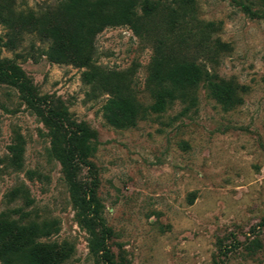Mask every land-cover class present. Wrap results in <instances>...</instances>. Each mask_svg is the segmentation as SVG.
<instances>
[{
    "label": "rangeland",
    "instance_id": "obj_1",
    "mask_svg": "<svg viewBox=\"0 0 264 264\" xmlns=\"http://www.w3.org/2000/svg\"><path fill=\"white\" fill-rule=\"evenodd\" d=\"M8 1L24 13L55 3ZM195 1L201 27L213 29L194 56L233 82L243 101L228 111L200 87L192 104L147 109L135 125L115 128L102 116L108 95L84 82L87 69L50 61L47 45L32 34L2 49V59L21 69L35 94L64 105L71 120L85 122L97 137L94 154L86 150L91 167L82 166L78 179L89 186L96 178L99 215L111 233L105 250L91 255L49 151L48 128L19 83L0 81V218L54 222L58 232L48 241L69 252L61 264H264V8L259 0ZM7 34L0 23L4 42ZM95 49V67L128 73L137 102L154 104L146 89L151 42L122 26L101 32ZM16 143L23 147L20 168L8 151Z\"/></svg>",
    "mask_w": 264,
    "mask_h": 264
},
{
    "label": "trees",
    "instance_id": "obj_2",
    "mask_svg": "<svg viewBox=\"0 0 264 264\" xmlns=\"http://www.w3.org/2000/svg\"><path fill=\"white\" fill-rule=\"evenodd\" d=\"M259 1L264 8V0ZM242 8L254 15L247 6ZM0 23L8 31L7 41L0 35V81L9 78L19 83L29 97V107L48 128L49 151L61 166L70 200L89 235L91 255L105 250V239L111 233L99 215L96 178L89 186L78 179L82 166L91 167L86 150L90 155L96 151V134L85 122L71 120L64 105L35 94L21 69L2 59V49L12 50L21 36L32 34L47 45L44 55L50 61L87 69L84 82L108 95L102 116L115 128L135 125L147 109L161 111L177 100L192 104L200 87L225 111L243 102L233 82L209 72L194 56L207 47L213 29L212 23L201 27L195 0H55L43 11L27 13L16 12L12 3L1 0ZM122 26L153 44L146 80V89L154 100L152 106L137 102L128 73L106 72L94 66L96 37L107 28ZM195 27L199 31L192 32ZM8 151L11 164L20 168L22 145L11 144ZM33 175L29 172L30 177ZM55 225L21 224L0 218V264H61L69 252L48 241L58 232Z\"/></svg>",
    "mask_w": 264,
    "mask_h": 264
}]
</instances>
